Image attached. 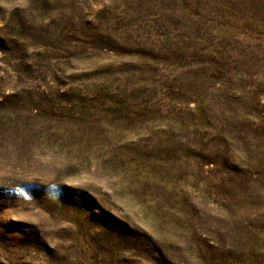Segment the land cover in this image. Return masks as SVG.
<instances>
[{
  "label": "rangeland",
  "instance_id": "374dc122",
  "mask_svg": "<svg viewBox=\"0 0 264 264\" xmlns=\"http://www.w3.org/2000/svg\"><path fill=\"white\" fill-rule=\"evenodd\" d=\"M0 264H264V0H0Z\"/></svg>",
  "mask_w": 264,
  "mask_h": 264
}]
</instances>
